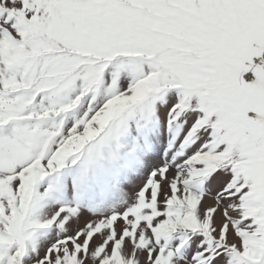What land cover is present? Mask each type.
<instances>
[{"label":"snow or ice","instance_id":"snow-or-ice-1","mask_svg":"<svg viewBox=\"0 0 264 264\" xmlns=\"http://www.w3.org/2000/svg\"><path fill=\"white\" fill-rule=\"evenodd\" d=\"M0 264H264V0H0Z\"/></svg>","mask_w":264,"mask_h":264}]
</instances>
